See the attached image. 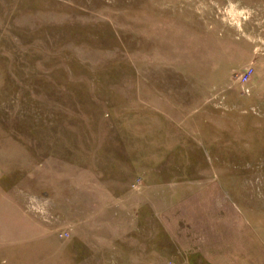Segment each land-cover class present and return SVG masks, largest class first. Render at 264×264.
I'll return each instance as SVG.
<instances>
[{"label":"rangeland","instance_id":"obj_1","mask_svg":"<svg viewBox=\"0 0 264 264\" xmlns=\"http://www.w3.org/2000/svg\"><path fill=\"white\" fill-rule=\"evenodd\" d=\"M0 264H264V0H0Z\"/></svg>","mask_w":264,"mask_h":264},{"label":"built area","instance_id":"obj_2","mask_svg":"<svg viewBox=\"0 0 264 264\" xmlns=\"http://www.w3.org/2000/svg\"><path fill=\"white\" fill-rule=\"evenodd\" d=\"M251 74H252V71H251L250 68L245 69V70L243 71V73L240 75L239 79H240L241 81H244V82L249 81V79H250V77H251Z\"/></svg>","mask_w":264,"mask_h":264}]
</instances>
